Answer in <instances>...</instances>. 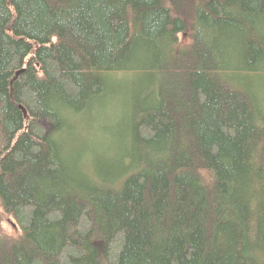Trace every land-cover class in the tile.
Here are the masks:
<instances>
[{
	"label": "trees",
	"instance_id": "1",
	"mask_svg": "<svg viewBox=\"0 0 264 264\" xmlns=\"http://www.w3.org/2000/svg\"><path fill=\"white\" fill-rule=\"evenodd\" d=\"M0 264H264V0H0Z\"/></svg>",
	"mask_w": 264,
	"mask_h": 264
},
{
	"label": "rangeland",
	"instance_id": "2",
	"mask_svg": "<svg viewBox=\"0 0 264 264\" xmlns=\"http://www.w3.org/2000/svg\"><path fill=\"white\" fill-rule=\"evenodd\" d=\"M137 82H139V76L138 74H131V75H110L108 76L107 79V84H108V95H107V101H106V105H105V109L98 114L97 116H100L101 114H103L106 110V108L110 109V112L108 114H105L104 118L106 117H110L111 118L107 121L113 124V128L116 125L117 121H120L121 116L123 114V109L122 107V103H126L128 102V98L132 97L133 94V90H132V85L137 84ZM93 114V113H92ZM93 115L91 116V118H87L83 121H81L78 124L79 129L82 127H92L94 126V123L97 122L99 120V118ZM119 117V119H118ZM118 119L116 122L115 120ZM115 122V123H114ZM73 124L75 125L74 127L77 126V120H73ZM41 127L47 131L48 130V123L45 121H41L40 123ZM119 128H115V132H117ZM79 131V130H78ZM94 131H96V134H93ZM83 132H79L78 135L82 136ZM101 131L100 130H93L91 132L88 133V135L86 136L85 139V145L84 147L86 148H92V144L94 143L96 146L101 138Z\"/></svg>",
	"mask_w": 264,
	"mask_h": 264
},
{
	"label": "water",
	"instance_id": "3",
	"mask_svg": "<svg viewBox=\"0 0 264 264\" xmlns=\"http://www.w3.org/2000/svg\"><path fill=\"white\" fill-rule=\"evenodd\" d=\"M20 109L24 112V114H26L22 107H20Z\"/></svg>",
	"mask_w": 264,
	"mask_h": 264
}]
</instances>
